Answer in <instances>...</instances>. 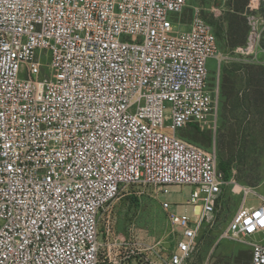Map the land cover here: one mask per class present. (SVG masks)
<instances>
[{
    "label": "built area",
    "instance_id": "2783aa9c",
    "mask_svg": "<svg viewBox=\"0 0 264 264\" xmlns=\"http://www.w3.org/2000/svg\"><path fill=\"white\" fill-rule=\"evenodd\" d=\"M261 1L249 4L248 53ZM189 3L0 0V264H192L224 190L242 189L216 153L180 135L218 120V39L200 6L181 28ZM172 186L193 189L183 204L193 215L163 202L174 250L143 258L111 206L130 188ZM260 232L264 197L247 196L222 237ZM251 250V264H264V243Z\"/></svg>",
    "mask_w": 264,
    "mask_h": 264
},
{
    "label": "rangeland",
    "instance_id": "374dc122",
    "mask_svg": "<svg viewBox=\"0 0 264 264\" xmlns=\"http://www.w3.org/2000/svg\"><path fill=\"white\" fill-rule=\"evenodd\" d=\"M249 4L244 13H238L232 0H190L181 16V28L186 30L195 8L200 6L204 19L214 28L218 54L209 65V83L212 89H218L219 99L215 131L191 125L180 135L205 151L216 153L220 170L242 189L234 193L230 188L224 190L220 212L213 222L203 226L192 264H251V244L264 243V232L239 241L222 237L245 197L248 196L249 205H259L264 197V1L257 11L260 38L250 53L243 50L250 34ZM244 27L248 31L243 44ZM192 190L172 186L161 195L153 187L130 188L111 206L117 233L124 238H137L144 245L143 258L151 257L153 251L174 250L176 236L162 203L172 204V213L192 216L193 207L183 206Z\"/></svg>",
    "mask_w": 264,
    "mask_h": 264
},
{
    "label": "trees",
    "instance_id": "16d2710c",
    "mask_svg": "<svg viewBox=\"0 0 264 264\" xmlns=\"http://www.w3.org/2000/svg\"><path fill=\"white\" fill-rule=\"evenodd\" d=\"M232 1H233V5H232L233 9L234 11L238 13H244V11L247 9V6L250 2V0H232ZM242 31H243L242 43L244 44L246 41V36H247V31H248L247 27L242 28ZM227 179L229 178L227 177Z\"/></svg>",
    "mask_w": 264,
    "mask_h": 264
}]
</instances>
